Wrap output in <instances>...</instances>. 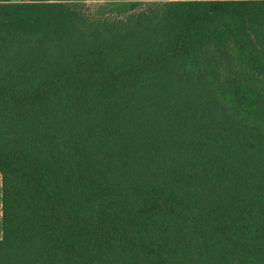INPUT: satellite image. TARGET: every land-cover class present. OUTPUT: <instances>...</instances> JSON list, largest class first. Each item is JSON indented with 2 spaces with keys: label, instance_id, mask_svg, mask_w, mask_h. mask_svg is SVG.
I'll return each instance as SVG.
<instances>
[{
  "label": "trees",
  "instance_id": "trees-1",
  "mask_svg": "<svg viewBox=\"0 0 264 264\" xmlns=\"http://www.w3.org/2000/svg\"><path fill=\"white\" fill-rule=\"evenodd\" d=\"M0 264H264V0H0Z\"/></svg>",
  "mask_w": 264,
  "mask_h": 264
}]
</instances>
